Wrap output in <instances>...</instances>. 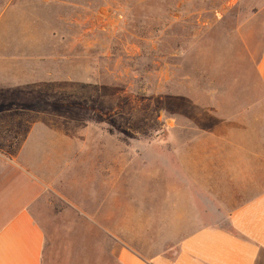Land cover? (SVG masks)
<instances>
[{
    "label": "rangeland",
    "instance_id": "1",
    "mask_svg": "<svg viewBox=\"0 0 264 264\" xmlns=\"http://www.w3.org/2000/svg\"><path fill=\"white\" fill-rule=\"evenodd\" d=\"M263 46L264 0H0V160L57 186L33 209L43 264H103L97 224L57 193L81 207L100 151L121 152L122 201L134 180L140 203L135 172L162 168L183 144L170 138L187 149L199 134L262 130Z\"/></svg>",
    "mask_w": 264,
    "mask_h": 264
},
{
    "label": "crops",
    "instance_id": "2",
    "mask_svg": "<svg viewBox=\"0 0 264 264\" xmlns=\"http://www.w3.org/2000/svg\"><path fill=\"white\" fill-rule=\"evenodd\" d=\"M256 68L264 87V46ZM170 140L183 144L168 145L162 168L145 165L135 172L146 192L140 203L134 180L129 201H122L120 151L108 161L100 151L102 160L93 162L97 173L83 182L88 200L81 207L69 190L58 188L71 207L97 224L101 262L264 264V128L199 134L187 149L185 139ZM43 178L19 156L0 160V264H43L47 237L33 209L45 190H57ZM157 189L161 199L155 203ZM187 220L199 224L186 233Z\"/></svg>",
    "mask_w": 264,
    "mask_h": 264
}]
</instances>
